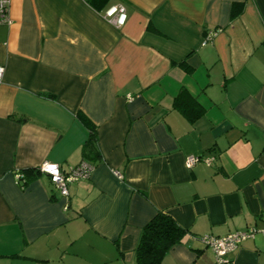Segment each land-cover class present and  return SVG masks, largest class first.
<instances>
[{
  "label": "crops",
  "instance_id": "1",
  "mask_svg": "<svg viewBox=\"0 0 264 264\" xmlns=\"http://www.w3.org/2000/svg\"><path fill=\"white\" fill-rule=\"evenodd\" d=\"M114 6L123 25L105 15ZM8 17L0 264H134L157 212L188 231L161 264H216L201 236L264 226V0H109L101 12L10 0ZM187 156L201 160L187 168ZM81 160L95 168L68 184L67 202L46 174L15 180ZM225 257L264 264V236Z\"/></svg>",
  "mask_w": 264,
  "mask_h": 264
},
{
  "label": "built area",
  "instance_id": "2",
  "mask_svg": "<svg viewBox=\"0 0 264 264\" xmlns=\"http://www.w3.org/2000/svg\"><path fill=\"white\" fill-rule=\"evenodd\" d=\"M9 3L10 0H0V23L10 21L8 17ZM105 15L118 26L123 25L126 19L124 8L121 6L109 8L105 12ZM3 71V67L0 66V80L3 76ZM199 160H201L199 156H187L185 158V166L190 168ZM211 160V158L203 159L207 165L211 164ZM37 170L40 174H46L49 177V180L55 186L60 196L67 202L69 194L68 184L88 178L94 170V165L89 161L81 160L76 165L62 169L58 164L45 161L37 167ZM15 180L19 183L24 182V176L21 171L16 172ZM63 208H67L66 203H64ZM257 234L264 236V226H249L243 230L229 232L222 236L205 234L200 237V240L213 251L216 264H230L225 257L226 254L232 252L243 240L247 238L253 239Z\"/></svg>",
  "mask_w": 264,
  "mask_h": 264
},
{
  "label": "trees",
  "instance_id": "3",
  "mask_svg": "<svg viewBox=\"0 0 264 264\" xmlns=\"http://www.w3.org/2000/svg\"><path fill=\"white\" fill-rule=\"evenodd\" d=\"M94 10L101 12L108 7L109 0H85ZM189 95L185 90H180L175 97L174 105L181 106L187 101ZM194 114L200 115L203 110L194 102ZM193 116V117H195ZM83 119V118H82ZM83 121L91 126L87 118ZM92 130V126L90 128ZM93 136V131L89 139ZM94 138V137H93ZM91 163V162H90ZM93 164V163H92ZM94 165V164H93ZM95 168V165H94ZM23 176H37L40 173L35 168H26L22 171ZM21 183V186H23ZM187 230L181 227L170 215L157 212L141 229L137 244L134 249V264H161V261L169 249L178 243H182L187 236Z\"/></svg>",
  "mask_w": 264,
  "mask_h": 264
}]
</instances>
